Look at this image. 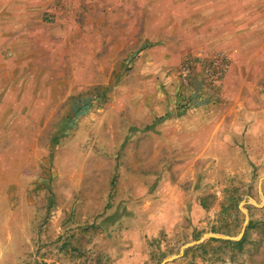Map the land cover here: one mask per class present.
<instances>
[{"label": "rangeland", "instance_id": "1", "mask_svg": "<svg viewBox=\"0 0 264 264\" xmlns=\"http://www.w3.org/2000/svg\"><path fill=\"white\" fill-rule=\"evenodd\" d=\"M68 2L0 0V264H264L254 154L225 138L188 159L151 133L193 110L196 78L199 98L237 95L238 78L264 97V0ZM40 18L72 22L41 40Z\"/></svg>", "mask_w": 264, "mask_h": 264}, {"label": "crops", "instance_id": "2", "mask_svg": "<svg viewBox=\"0 0 264 264\" xmlns=\"http://www.w3.org/2000/svg\"><path fill=\"white\" fill-rule=\"evenodd\" d=\"M67 4H81V2L80 0H69ZM44 5L49 4H38L37 7L42 8ZM69 22H72V20L65 19L64 21L57 18L55 23H46L40 18L38 25L33 28L34 30L40 28L39 39L41 38V40L59 39L60 36L64 37L68 33ZM34 34L35 37L38 35ZM18 40H26V38L19 36ZM250 63L255 67L259 64V61L252 59ZM167 66H170V64H167ZM238 68L239 60L236 59L232 70L222 82L223 90L232 87V81L234 82L232 79L233 72ZM164 69L166 68L164 67ZM240 80L238 78V83H234V88H238L237 95L199 98L200 92L206 90L200 78L194 79L192 85H194L196 92L192 101L188 104L189 108L193 110L165 117L158 127L151 130L152 135L156 138L154 143L167 150L176 149L181 152L182 156H187L185 158L189 159L193 154V158L198 159L202 157L203 151L205 153L210 149L212 150L220 143L229 145L230 143L226 142L225 138H230L231 143L237 147V152H242L243 150L240 151V149H242V146H246L248 153L254 154L251 158L245 156L244 160L247 168L251 161L264 167V97L258 94L260 82H250L246 87L251 90V93L243 96L245 84H240ZM262 82H264V79ZM216 89L218 92V88ZM37 103L45 104L47 102ZM25 119L37 122L38 126L33 125L32 128L34 136L40 135V131L42 135L41 128L47 129V126L42 125L43 118L39 112L27 113ZM36 127L39 128L38 132L35 130ZM47 130L49 131V129ZM255 153L259 155H255Z\"/></svg>", "mask_w": 264, "mask_h": 264}, {"label": "built area", "instance_id": "3", "mask_svg": "<svg viewBox=\"0 0 264 264\" xmlns=\"http://www.w3.org/2000/svg\"><path fill=\"white\" fill-rule=\"evenodd\" d=\"M231 58L228 54H218L213 57L212 64L213 69L209 71V78L215 83L218 82L229 70ZM191 59L187 60V63L183 66L181 73L183 77H187L190 74Z\"/></svg>", "mask_w": 264, "mask_h": 264}, {"label": "trees", "instance_id": "4", "mask_svg": "<svg viewBox=\"0 0 264 264\" xmlns=\"http://www.w3.org/2000/svg\"><path fill=\"white\" fill-rule=\"evenodd\" d=\"M113 183H114V182H113ZM250 227H251V223L249 224V228H250ZM243 240H244V236H243V238H242L240 241L237 242V244L241 245L242 242H243Z\"/></svg>", "mask_w": 264, "mask_h": 264}]
</instances>
